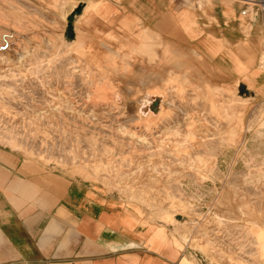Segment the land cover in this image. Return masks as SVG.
Instances as JSON below:
<instances>
[{"label":"rangeland","instance_id":"1","mask_svg":"<svg viewBox=\"0 0 264 264\" xmlns=\"http://www.w3.org/2000/svg\"><path fill=\"white\" fill-rule=\"evenodd\" d=\"M195 2L206 42L182 44L80 15L67 40L74 0H0V146L168 223L202 264H264V10L236 1L252 29L212 33Z\"/></svg>","mask_w":264,"mask_h":264},{"label":"crops","instance_id":"2","mask_svg":"<svg viewBox=\"0 0 264 264\" xmlns=\"http://www.w3.org/2000/svg\"><path fill=\"white\" fill-rule=\"evenodd\" d=\"M74 1L72 11L81 6L79 17L99 30L120 26L137 34L149 27L182 44L206 42L195 0ZM236 1L233 15H228L223 0H212V16L218 22L212 23V33H218L220 24H232L238 31L250 24L252 29L256 19L248 13L250 7L244 10ZM263 39L260 30L251 51L256 60ZM0 264L202 263L188 253L168 223L151 219L93 182L61 178L0 146Z\"/></svg>","mask_w":264,"mask_h":264},{"label":"bare ground","instance_id":"3","mask_svg":"<svg viewBox=\"0 0 264 264\" xmlns=\"http://www.w3.org/2000/svg\"><path fill=\"white\" fill-rule=\"evenodd\" d=\"M235 0H226L224 3L227 5V10L225 11V13L226 14H228V15H233V13H234V8L232 7L233 6V2H234ZM241 2H253L254 0H240ZM71 13L69 12L66 16L68 17L69 15H70ZM245 15V11L244 12H242V15ZM79 15H75V19L78 17ZM4 29V28H3ZM11 34V33H10ZM7 36H10L9 34H8V32L6 33H3L2 35H1V38H2V40H4V41H6V43H7V39H6V37ZM8 38V37H7ZM11 43V42H10ZM10 43H8V44H10ZM4 45V44H3ZM1 46L2 45H0V55L4 52H2V49H1ZM12 46V45H11ZM7 51V50H6ZM261 61L263 62V64H264V52L262 53V55H261ZM157 95H159V94H157ZM157 95H156V97H157ZM161 95V94H160ZM154 99V98H153ZM155 100V99H154ZM158 100V99H157ZM156 100V102H157V114H160V112H161V108L160 107H158L159 105H158V103H159V101H157ZM152 101V100H151ZM155 102V101H154ZM154 102H152V105H153V103ZM149 107V106H148ZM218 110L219 109H221V105L220 104H218ZM151 110H155V108L152 106L151 107ZM150 110V111H151ZM220 111V110H219ZM153 112V111H152ZM151 115V114H150ZM149 115V116H150ZM221 115H222V113H221ZM216 217V216H215ZM218 217V220L220 221V222H223L224 221V218H222V216H217ZM218 223V222H217ZM257 243V242H256Z\"/></svg>","mask_w":264,"mask_h":264},{"label":"water","instance_id":"4","mask_svg":"<svg viewBox=\"0 0 264 264\" xmlns=\"http://www.w3.org/2000/svg\"><path fill=\"white\" fill-rule=\"evenodd\" d=\"M81 11H82V7L79 6L78 8L73 10V12L67 18L68 24H67V28L65 31V36H66L67 40H72L75 37L74 19H75L76 14L77 15L81 14ZM152 106L156 109L157 108V102L155 101Z\"/></svg>","mask_w":264,"mask_h":264},{"label":"built area","instance_id":"5","mask_svg":"<svg viewBox=\"0 0 264 264\" xmlns=\"http://www.w3.org/2000/svg\"><path fill=\"white\" fill-rule=\"evenodd\" d=\"M249 4V3H248ZM247 4V5H248ZM253 6H258L260 7L262 10H264V0H254V2L252 3Z\"/></svg>","mask_w":264,"mask_h":264}]
</instances>
